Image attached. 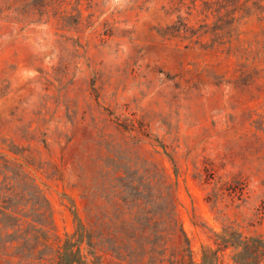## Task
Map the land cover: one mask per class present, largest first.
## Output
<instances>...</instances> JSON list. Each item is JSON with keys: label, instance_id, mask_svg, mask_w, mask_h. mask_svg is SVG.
I'll return each instance as SVG.
<instances>
[{"label": "rangeland", "instance_id": "1", "mask_svg": "<svg viewBox=\"0 0 264 264\" xmlns=\"http://www.w3.org/2000/svg\"><path fill=\"white\" fill-rule=\"evenodd\" d=\"M27 1L0 0V264H37L26 233L63 244L75 217L103 234V264L251 260L264 0H58L42 18Z\"/></svg>", "mask_w": 264, "mask_h": 264}, {"label": "trees", "instance_id": "2", "mask_svg": "<svg viewBox=\"0 0 264 264\" xmlns=\"http://www.w3.org/2000/svg\"><path fill=\"white\" fill-rule=\"evenodd\" d=\"M205 2L206 0H202ZM62 4L58 0H30L22 4V7H20V10L22 11V14L24 15H38L39 17L48 16L49 12L54 10L53 14L58 13L57 9ZM79 5V2L77 3V7ZM78 13L80 14V9H78ZM60 16V15H59ZM128 177L127 179H129ZM122 184L121 188L123 190V194H125L126 199L130 198L133 201L139 200L137 195L140 193V189L138 186H135L134 190H136V194H131L130 191L126 188H133L135 182L130 180L129 182H126L124 177L122 178ZM127 185V186H125ZM125 186V188H124ZM135 195V196H134ZM13 213H16L14 211H11ZM12 213V214H13ZM77 221V225L75 228V231L71 235H66V239L63 244H50L47 241V238L45 236L46 229L44 226H41L40 228H31V231L29 230L26 235L27 238L35 240L37 242L38 240L42 239V242L38 245H34L30 247V254H33L36 258L37 264H103L101 259V255L98 254L99 249L97 246L101 245L103 243V234L98 233L94 234L91 229H88L86 225L78 218L75 217ZM101 218L99 217L95 222L98 224L100 222ZM223 236H226V233L223 234ZM12 241V240H11ZM252 241V247H253V256L251 257V260H242L241 258H235V261L238 263H244V264H264V242L262 239L255 237L251 239ZM12 243V242H11ZM244 244H248V242L241 238V240L236 243H230V245L235 250V255H239L241 252V247H244ZM39 245L41 246H49L51 249L55 248V258L52 260L50 257L47 256H39L40 250L38 249ZM88 248V255H90L93 259L89 261L87 256H84L82 253V250L84 246ZM202 263L201 264H218L219 258L217 251L212 250L210 248H204L202 249Z\"/></svg>", "mask_w": 264, "mask_h": 264}]
</instances>
